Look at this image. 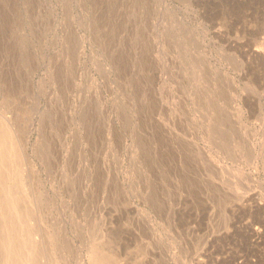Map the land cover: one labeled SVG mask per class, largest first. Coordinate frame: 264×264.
I'll use <instances>...</instances> for the list:
<instances>
[{
    "label": "rangeland",
    "instance_id": "1",
    "mask_svg": "<svg viewBox=\"0 0 264 264\" xmlns=\"http://www.w3.org/2000/svg\"><path fill=\"white\" fill-rule=\"evenodd\" d=\"M0 120L27 264H264V0H0Z\"/></svg>",
    "mask_w": 264,
    "mask_h": 264
},
{
    "label": "bare ground",
    "instance_id": "2",
    "mask_svg": "<svg viewBox=\"0 0 264 264\" xmlns=\"http://www.w3.org/2000/svg\"><path fill=\"white\" fill-rule=\"evenodd\" d=\"M13 139L14 138H13L11 129L8 127L7 123L4 120H0V256H1L0 262H1V264H27V258H28L27 247L29 244V248H30V245L33 243L34 240L33 241L31 240V243H30L28 241L29 238L26 237V236H28L27 234H26V236H22V234H25L26 232H23L21 234L20 230L24 231L26 229V227H25V229L24 228L20 229V224L22 223L23 220L19 223V220L17 219L15 212H14L18 199H19V201H24L26 196L25 197L22 196V198L24 200H22V198H19L23 194V192H21L22 194H20V196L17 199L15 192H14L13 188L11 187V185L7 184L10 170L13 167L12 166L13 163H15L14 159L17 157V154H18L17 153L18 148H16L18 146H15V143H14L15 139L14 140ZM19 156H20V154H19ZM17 160H19V159H17ZM16 164H17V162H16ZM19 201H18V203H19ZM20 205H22V204H20ZM16 207L18 208L19 206H16ZM17 210L19 211V209H17ZM17 216L20 217L19 214ZM27 226L29 229L30 228L29 224H27ZM23 227H24V223H23ZM31 229L32 228H30V231H31ZM30 231L27 230V232H30ZM33 245L37 246L38 244L36 243ZM34 246L32 247L33 250H34V248H36ZM32 248H30V249H32ZM40 249L41 248L39 247L38 252L40 251ZM35 252H37V248H36ZM29 253H32L31 250ZM33 255H34V253H32L30 255L32 257H29V258H31L30 259L31 262L35 258L36 259H37V257L39 258V256H38L39 254L37 256L34 255L35 258L33 257ZM108 258L109 257L106 256L105 253L104 254L103 253H99V254L97 253L93 262H94V264H109L110 259H108ZM35 261H34V263H36V264L37 263L39 264V262H40V261H38V262H35Z\"/></svg>",
    "mask_w": 264,
    "mask_h": 264
}]
</instances>
